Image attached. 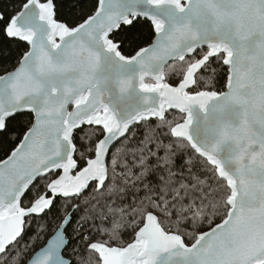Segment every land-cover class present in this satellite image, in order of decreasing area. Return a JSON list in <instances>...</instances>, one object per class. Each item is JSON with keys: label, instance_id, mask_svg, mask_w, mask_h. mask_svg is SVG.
I'll list each match as a JSON object with an SVG mask.
<instances>
[{"label": "snow or ice", "instance_id": "obj_1", "mask_svg": "<svg viewBox=\"0 0 264 264\" xmlns=\"http://www.w3.org/2000/svg\"><path fill=\"white\" fill-rule=\"evenodd\" d=\"M0 264H264V0H0Z\"/></svg>", "mask_w": 264, "mask_h": 264}, {"label": "trees", "instance_id": "obj_2", "mask_svg": "<svg viewBox=\"0 0 264 264\" xmlns=\"http://www.w3.org/2000/svg\"><path fill=\"white\" fill-rule=\"evenodd\" d=\"M85 7H87V0H85ZM25 48L27 47L26 45L24 46ZM32 233H29L31 235Z\"/></svg>", "mask_w": 264, "mask_h": 264}]
</instances>
